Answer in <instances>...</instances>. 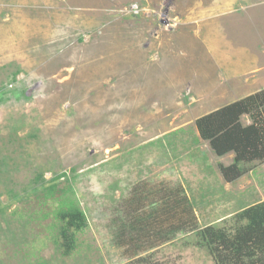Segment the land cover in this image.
I'll return each instance as SVG.
<instances>
[{"label": "rangeland", "instance_id": "374dc122", "mask_svg": "<svg viewBox=\"0 0 264 264\" xmlns=\"http://www.w3.org/2000/svg\"><path fill=\"white\" fill-rule=\"evenodd\" d=\"M263 89L264 0H0V264H215L192 233L158 243L156 223L136 256L115 218L133 222L137 185L181 189L200 226L264 202V163L226 182L234 155L196 127ZM40 171L87 214L70 255L57 203L29 192Z\"/></svg>", "mask_w": 264, "mask_h": 264}, {"label": "trees", "instance_id": "16d2710c", "mask_svg": "<svg viewBox=\"0 0 264 264\" xmlns=\"http://www.w3.org/2000/svg\"><path fill=\"white\" fill-rule=\"evenodd\" d=\"M245 115L250 117L249 125L242 123ZM196 127L201 139L209 142L217 157L234 155L232 164H220L219 169L226 182L238 180L253 171L250 165L254 162L264 163V89L197 119ZM59 178L60 175H57L47 182L40 171L32 181L29 192L44 197L42 206L47 200L57 203L53 212L52 226L57 230L54 240L63 248L65 255H70L77 249L78 235L88 228L89 221L72 186L60 188ZM146 186L137 185L133 198L127 201L128 208L134 213L131 216L133 222H128L125 214L115 218L122 227L118 237L124 235L125 240L134 247L136 256L146 251L136 247V242L143 231L146 234L152 232L156 223L161 228L156 233L158 243L168 242L177 234L188 232L194 235L197 247L208 251L215 264H264V202L243 208L232 217L231 223L200 226L192 203L187 196L180 194L181 189L161 187L152 191ZM21 198L20 193L12 200ZM150 198L149 205L155 207L141 212L147 204L145 201ZM158 198H161V203L156 201ZM154 243L150 248L155 246ZM122 244L119 246L123 247Z\"/></svg>", "mask_w": 264, "mask_h": 264}, {"label": "built area", "instance_id": "2783aa9c", "mask_svg": "<svg viewBox=\"0 0 264 264\" xmlns=\"http://www.w3.org/2000/svg\"><path fill=\"white\" fill-rule=\"evenodd\" d=\"M136 13H138V11H136Z\"/></svg>", "mask_w": 264, "mask_h": 264}]
</instances>
